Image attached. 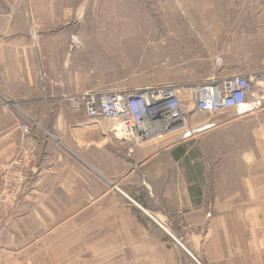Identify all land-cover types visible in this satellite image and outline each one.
<instances>
[{"label":"crops","instance_id":"obj_1","mask_svg":"<svg viewBox=\"0 0 264 264\" xmlns=\"http://www.w3.org/2000/svg\"><path fill=\"white\" fill-rule=\"evenodd\" d=\"M34 52L0 36V264H264V106L122 148L82 107L42 101Z\"/></svg>","mask_w":264,"mask_h":264},{"label":"rangeland","instance_id":"obj_2","mask_svg":"<svg viewBox=\"0 0 264 264\" xmlns=\"http://www.w3.org/2000/svg\"><path fill=\"white\" fill-rule=\"evenodd\" d=\"M2 35L33 43L42 101L74 103L88 90L264 69V0H0Z\"/></svg>","mask_w":264,"mask_h":264},{"label":"built area","instance_id":"obj_3","mask_svg":"<svg viewBox=\"0 0 264 264\" xmlns=\"http://www.w3.org/2000/svg\"><path fill=\"white\" fill-rule=\"evenodd\" d=\"M71 104L82 107L91 122L101 124L116 146H142L181 134L195 113L214 116L256 112L264 106V69L214 74L188 82L88 90ZM20 129L23 136L32 133L27 122H21ZM23 169L22 153L1 166V190L8 202L14 201L21 190Z\"/></svg>","mask_w":264,"mask_h":264}]
</instances>
